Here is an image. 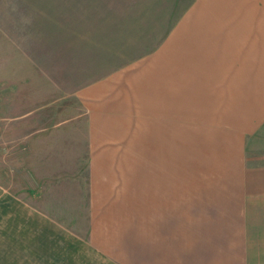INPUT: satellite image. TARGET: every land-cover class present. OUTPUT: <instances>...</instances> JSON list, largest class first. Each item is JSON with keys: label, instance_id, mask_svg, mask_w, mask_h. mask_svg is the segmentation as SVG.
Returning <instances> with one entry per match:
<instances>
[{"label": "crops", "instance_id": "1", "mask_svg": "<svg viewBox=\"0 0 264 264\" xmlns=\"http://www.w3.org/2000/svg\"><path fill=\"white\" fill-rule=\"evenodd\" d=\"M165 47L133 74L144 84L131 86L139 94L140 128L105 106L113 99L109 85L106 94L96 89L104 101L93 103L88 121L87 235L0 183L1 237L14 239L27 223L36 245L46 248L53 240L62 254L74 247L91 264H264V184L260 170L248 164L244 143L264 124V84H225L227 76L261 74L264 0H196ZM226 100L234 118L229 134L219 128ZM196 109L202 123L195 122ZM212 118L218 125L208 122ZM183 126L189 142L221 136L214 148L218 172L233 173L234 181H212L211 171L193 164L180 172Z\"/></svg>", "mask_w": 264, "mask_h": 264}, {"label": "rangeland", "instance_id": "2", "mask_svg": "<svg viewBox=\"0 0 264 264\" xmlns=\"http://www.w3.org/2000/svg\"><path fill=\"white\" fill-rule=\"evenodd\" d=\"M195 1L0 0V183L86 236L88 121L95 112L90 109L93 103L104 101L96 89L100 85L106 94L109 85L113 99L105 100V106L110 105L114 117L133 118L132 124L140 128L139 94L131 86L144 84L133 74L145 70L142 65L159 50H169L165 46ZM263 67L259 63V77L227 76L225 84L243 80L245 89L264 84ZM229 100L227 119L219 125L228 134L234 123ZM194 112L196 124L202 123L197 109ZM185 119L184 112L180 124ZM214 120L208 122L218 125ZM181 128L185 126L178 135L180 172L193 164L211 171L212 181L235 180L233 173L218 172L223 170L214 148L221 136L193 143ZM244 143L248 164L260 170L256 175L264 184V124ZM184 175L180 179L185 180ZM261 195L257 190L256 196ZM3 237L0 264H91L82 261L84 251L76 253L74 247L62 254L53 240L46 241L47 249L36 245L27 223L14 239Z\"/></svg>", "mask_w": 264, "mask_h": 264}]
</instances>
